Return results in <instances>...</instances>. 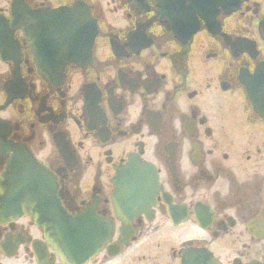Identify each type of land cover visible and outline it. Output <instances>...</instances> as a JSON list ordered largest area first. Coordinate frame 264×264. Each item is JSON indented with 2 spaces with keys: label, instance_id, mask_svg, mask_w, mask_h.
I'll return each mask as SVG.
<instances>
[{
  "label": "flooded vegetation",
  "instance_id": "1",
  "mask_svg": "<svg viewBox=\"0 0 264 264\" xmlns=\"http://www.w3.org/2000/svg\"><path fill=\"white\" fill-rule=\"evenodd\" d=\"M77 4L96 26L85 65L42 74L13 31L0 175L25 153L69 216L110 225L87 264H264V0H0V18ZM138 165L154 189L117 193ZM0 264L68 263L20 215L0 216Z\"/></svg>",
  "mask_w": 264,
  "mask_h": 264
},
{
  "label": "water",
  "instance_id": "2",
  "mask_svg": "<svg viewBox=\"0 0 264 264\" xmlns=\"http://www.w3.org/2000/svg\"><path fill=\"white\" fill-rule=\"evenodd\" d=\"M23 25L22 19H0V59L11 58L9 46L12 34L22 29L33 49L39 53L37 65L47 76L59 72L69 63L83 65L88 61L96 34L93 21L83 6L70 10L31 14ZM7 47V48H6ZM43 61V62H42ZM149 171L134 168L115 180L117 189L140 188L150 184ZM26 214L44 232L46 241L63 260L71 263L89 262L108 239V224L100 226V241L94 238L96 227L84 216L71 218L55 198L54 184L48 173L26 154L19 155L0 177V216Z\"/></svg>",
  "mask_w": 264,
  "mask_h": 264
}]
</instances>
